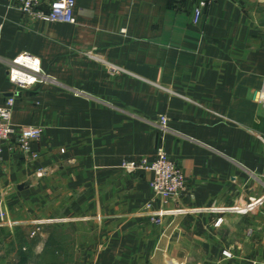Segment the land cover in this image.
<instances>
[{"label": "crops", "instance_id": "0c3cea01", "mask_svg": "<svg viewBox=\"0 0 264 264\" xmlns=\"http://www.w3.org/2000/svg\"><path fill=\"white\" fill-rule=\"evenodd\" d=\"M193 8L76 0L71 24L0 0V106L43 128L36 158L3 148L0 264H264V0H218L199 25ZM22 53L46 78L24 90L7 74ZM160 147L187 188L158 225L153 172L123 164Z\"/></svg>", "mask_w": 264, "mask_h": 264}, {"label": "built area", "instance_id": "2783aa9c", "mask_svg": "<svg viewBox=\"0 0 264 264\" xmlns=\"http://www.w3.org/2000/svg\"><path fill=\"white\" fill-rule=\"evenodd\" d=\"M19 9L23 14L43 22H63L76 23L74 8L76 0H16ZM177 3L193 2V23L199 25L205 10L209 9L218 0H174ZM110 70L118 72L117 66L111 65ZM7 74L9 80L20 90L28 89L46 80L42 69V64L38 58L29 54L22 53L10 60L7 64ZM16 103L15 97L6 100L0 106V160L2 159L5 144L14 142L26 156L36 158L37 155L32 151V143L39 141L43 134L40 126H17L13 123V110ZM168 117L161 116L159 128L161 131L167 130ZM14 140V141H13ZM124 168L136 170L138 168L153 172L154 179L151 182L153 199L144 206V212L155 224H162L168 216H174L186 212L184 209H166V205L174 196L183 193L187 188L186 177L178 164L173 161L163 147L158 148L157 158L150 161L147 158L140 160H125ZM159 203V207L155 205ZM6 214L0 212V225H4ZM220 218L217 224H221ZM38 229L32 232V237L36 236ZM226 257L230 254L224 252Z\"/></svg>", "mask_w": 264, "mask_h": 264}, {"label": "rangeland", "instance_id": "374dc122", "mask_svg": "<svg viewBox=\"0 0 264 264\" xmlns=\"http://www.w3.org/2000/svg\"><path fill=\"white\" fill-rule=\"evenodd\" d=\"M25 253H27L26 250H23V251H22V249L20 250V252H19L20 260H21L22 258H25V257H23V255H24ZM20 264H21V263H20ZM23 264H24V263H23ZM25 264H27V263H25Z\"/></svg>", "mask_w": 264, "mask_h": 264}, {"label": "trees", "instance_id": "16d2710c", "mask_svg": "<svg viewBox=\"0 0 264 264\" xmlns=\"http://www.w3.org/2000/svg\"><path fill=\"white\" fill-rule=\"evenodd\" d=\"M25 261H26V257L21 259L22 263H25Z\"/></svg>", "mask_w": 264, "mask_h": 264}]
</instances>
